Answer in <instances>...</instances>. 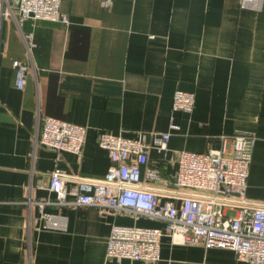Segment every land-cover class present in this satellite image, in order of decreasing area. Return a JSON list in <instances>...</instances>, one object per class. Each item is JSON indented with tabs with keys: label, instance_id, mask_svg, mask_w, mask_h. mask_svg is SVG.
Segmentation results:
<instances>
[{
	"label": "crops",
	"instance_id": "1",
	"mask_svg": "<svg viewBox=\"0 0 264 264\" xmlns=\"http://www.w3.org/2000/svg\"><path fill=\"white\" fill-rule=\"evenodd\" d=\"M103 1L64 0L67 23L0 20V264H147L107 258L106 239L113 225L161 221L60 205L48 189L53 170L107 172L99 133L150 142L172 121L178 128L166 150L149 155L172 177L173 151L202 153L218 147L221 134L251 132L246 196L258 200L264 190V0H109L108 8ZM15 60L28 67L21 89ZM176 90L195 94L191 112L172 111ZM48 117L86 128L79 153L34 144ZM159 256L156 264H246L230 249L169 236Z\"/></svg>",
	"mask_w": 264,
	"mask_h": 264
},
{
	"label": "built area",
	"instance_id": "2",
	"mask_svg": "<svg viewBox=\"0 0 264 264\" xmlns=\"http://www.w3.org/2000/svg\"><path fill=\"white\" fill-rule=\"evenodd\" d=\"M63 1L1 0L0 20L10 19L18 26L30 19L67 23L60 9ZM253 1L241 0V6ZM102 5L108 8L110 1L104 0ZM30 37L26 36V40ZM12 65L15 85L21 89L28 67L17 60ZM194 102L193 92L176 90L171 109L189 113ZM177 128L171 121L169 131L150 134V142L142 135L130 138L99 133L98 144L110 160L107 172L96 178L53 170L48 189L60 205L94 206L116 215L145 216L163 223L162 227L111 226L106 239L107 258L156 264L160 241L169 236L174 244L230 249L246 264H264V190L258 200L246 196L255 136L237 131L221 134L220 145L202 153L173 151L171 160L176 171L166 177L149 163V155L152 148L166 150L170 131ZM86 132L84 126L48 117L35 135L34 144L52 148L58 154H77ZM38 204L43 209L45 203ZM47 220L51 222L49 216Z\"/></svg>",
	"mask_w": 264,
	"mask_h": 264
}]
</instances>
